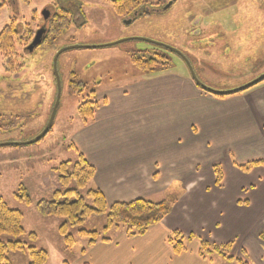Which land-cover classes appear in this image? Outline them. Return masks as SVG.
Wrapping results in <instances>:
<instances>
[{
  "label": "rangeland",
  "instance_id": "obj_1",
  "mask_svg": "<svg viewBox=\"0 0 264 264\" xmlns=\"http://www.w3.org/2000/svg\"><path fill=\"white\" fill-rule=\"evenodd\" d=\"M152 1L166 5L172 0ZM210 4L206 0H175L163 12L152 13L130 23L113 13L107 0H7V4L0 8V30L12 17L21 24L33 22V28L37 24L45 30L49 18L67 7L74 9L80 6L86 20L82 27L71 25L54 43L31 48L17 46L19 62L24 64V71L18 78L11 77V73L3 69L0 56V144L29 141L43 130L55 102V72L58 75L60 97L50 131L36 142L0 146V196L9 207L22 211V225L26 232L33 230L37 234L38 246L47 250L49 241L56 250L61 247V254L71 259L88 241L87 237L78 236L77 230L84 228L102 232L106 224L105 214L87 217L81 225L69 228L75 244L62 250L64 242L58 232L57 221L53 218L51 221L41 220L35 202L51 196L52 190L58 187L56 169L65 160L75 161L80 152L74 135L92 121L90 119L84 124L78 117V104L83 96L95 89L96 99L100 100L106 90L135 82L132 77L136 68L130 62V53L152 49L154 45L133 38L141 37L177 47L190 60L197 78L214 90L237 88L264 72V0H228L224 6L216 4L214 8ZM191 15L199 16L201 22L195 26L190 24ZM20 27L18 24V29ZM122 39L126 40L110 46L64 50L56 59L54 72L53 58L60 49L73 45H103ZM156 47L169 54L172 64L170 69L157 72L161 80L158 82V96H163L170 92L172 77L181 71L187 72V67L177 55ZM71 73L86 84L82 95L69 91ZM9 122L12 129L6 124ZM180 139L183 141L186 137L180 133ZM163 168L165 171L160 175L158 191L162 188L166 195L158 194V201L173 199L176 202L186 188L183 176L195 168L204 169L206 166L166 165ZM170 178L171 182L168 181ZM20 184L31 198L29 205L14 197ZM89 187L90 183L84 191ZM86 201L90 203L89 199ZM56 219L63 220L60 217ZM120 229L122 231L123 227ZM107 233L110 238L118 236L114 230ZM15 253L19 256L8 255H11L12 264L28 263L26 253L27 259L23 258V252ZM222 264H231V261L223 260Z\"/></svg>",
  "mask_w": 264,
  "mask_h": 264
},
{
  "label": "crops",
  "instance_id": "obj_2",
  "mask_svg": "<svg viewBox=\"0 0 264 264\" xmlns=\"http://www.w3.org/2000/svg\"><path fill=\"white\" fill-rule=\"evenodd\" d=\"M181 72L172 77L170 92L163 96H158V73L142 76L137 70L134 83L106 90L97 99L91 123L74 135L75 145L95 169L90 188H98L108 205L135 198L157 202L164 192L158 191V181L166 165L206 168L183 176L185 191L168 215L145 234L130 237L125 229H112L117 237L92 246L84 242L71 259L47 241L49 264H222L226 260L215 255L201 258L198 238L216 244L233 242L230 256L246 264H264V242L259 238L264 228V165L248 172L237 167L253 160L264 162V82L220 99L202 91L188 72ZM180 133L186 140L180 139ZM214 165L222 171L220 185L215 183ZM52 218L61 223L55 216L41 220ZM174 230L195 236L180 254L167 241ZM36 240L33 245L43 248ZM66 249L64 245L62 250Z\"/></svg>",
  "mask_w": 264,
  "mask_h": 264
},
{
  "label": "trees",
  "instance_id": "obj_3",
  "mask_svg": "<svg viewBox=\"0 0 264 264\" xmlns=\"http://www.w3.org/2000/svg\"><path fill=\"white\" fill-rule=\"evenodd\" d=\"M116 16L126 20L134 21L137 18L147 17L152 14L153 8H159L164 4L153 2L152 0H107ZM7 4V0H0V8ZM34 20V18H33ZM32 20V21H33ZM85 15L81 7L74 9L63 8L60 13H56L49 18L47 27L43 35V43H37L40 47L44 42H56L68 28L72 26H83ZM31 23H20L16 17H12L0 30V56L5 63L7 72H16L24 66L20 63V54L17 46L27 48L34 40L35 30ZM18 24L21 27L18 29ZM156 46L151 50L132 51L130 62L138 72L145 75H152L164 72L171 68L172 64L168 53H164ZM68 82V89L73 94L82 95L86 91V84L75 78L71 73ZM74 77V78H73ZM223 97V96H217ZM98 101L95 89L87 92L78 104V117L86 124L93 118ZM50 131V130H49ZM74 148V147H73ZM76 149V148H75ZM264 165L261 160L249 161L237 167L243 172L250 171L255 166ZM214 179L217 185L222 181V171L214 165ZM58 187L52 190L49 198H40L35 202L36 211L44 217L55 216L63 218L58 226V232L63 238L66 248H71L75 244L74 236L69 233V228L81 225L87 217L106 215V224L102 232L97 230H86L79 228L77 234L80 237H87V246H92L97 242H110L107 232L112 229L123 227L128 236H141L147 230L158 224L170 212L175 200L150 201L145 198H135L130 201L113 202L108 205L104 195L98 188H84L93 178L95 169L87 162L82 153H78L75 161L65 160L56 169ZM18 191L14 193L17 201L29 205L31 198L26 188L20 184ZM84 191V192H83ZM90 200V203L86 201ZM23 213L17 208H11L0 196V264H12L10 253L21 251L28 255L27 264H49L48 251L34 246L33 243L37 234L33 231L26 232L22 225ZM11 236L13 238H5ZM25 236L26 240L21 238ZM193 234L183 235L174 230L167 241L175 254H180L187 250V244L193 240ZM259 238L264 242V228L259 233ZM233 242L216 244L198 238V255L207 259L215 255L226 260H233L236 264H246L242 259L230 256ZM85 249L82 250L84 252Z\"/></svg>",
  "mask_w": 264,
  "mask_h": 264
},
{
  "label": "water",
  "instance_id": "obj_4",
  "mask_svg": "<svg viewBox=\"0 0 264 264\" xmlns=\"http://www.w3.org/2000/svg\"><path fill=\"white\" fill-rule=\"evenodd\" d=\"M174 0L170 1L169 3H167L163 9H168L172 3H173ZM38 36H39V33L36 35V37L34 38V40L32 41L31 43V47L33 46H36V44L38 43ZM133 39H138V40H143L145 42H148V43H151V44H154L158 47H163L167 50H169L171 53H173L174 55H177L178 57H180L186 67H187V72L190 76V78L192 79V81L203 91L209 93L210 95H213V96H229V95H233V94H237V93H240V92H243L249 88H251L252 86H255L257 84H259L260 82H262L264 80V72H262L261 74H259L257 77H255L254 79H252L251 81L247 82L246 84L242 85V86H239L237 88H233V89H228V90H222V91H218V90H214V89H211L209 87H207L206 85H204L198 78L197 76L195 75L194 71H193V68H192V65L190 63V60L188 59V57L182 52L180 51L177 47H172V46H169V45H166V44H163V43H160V42H156V41H152V40H148V39H145V38H141V37H137V38H133ZM123 40H126V39H122V40H119V41H115V42H111V43H107V44H103V45H90V46H81V45H73V46H69V47H65L63 49H60L55 55H54V58H53V68H54V72H55V67H56V59L58 57V55L64 51V50H67L69 48H81V47H85V48H96V47H102V46H110V45H114V44H117ZM55 77H56V84H57V88H56V96H55V102L53 104V107H52V111H51V114H50V117L45 125V127L43 128V130L33 139L29 140V141H25V142H7V143H3V144H0V146H3V145H13V144H25V143H28V142H36V141H39L50 129H51V125H52V122H53V118H54V114L56 112V107H57V104H58V101H59V97H60V86H59V83H58V75L56 74L55 72Z\"/></svg>",
  "mask_w": 264,
  "mask_h": 264
},
{
  "label": "flooded vegetation",
  "instance_id": "obj_5",
  "mask_svg": "<svg viewBox=\"0 0 264 264\" xmlns=\"http://www.w3.org/2000/svg\"><path fill=\"white\" fill-rule=\"evenodd\" d=\"M206 1H208V2H211V4H210V6L212 7V8H214V7H216V4L217 5H219V7H221V6H224L223 4H225V2L226 1H228V0H206ZM175 2V0L173 1V3ZM172 3V4H173ZM164 6L165 5H163V6H161V7H159V8H153L152 9V13H156V14H158V13H161V12H163L165 9H163L164 8ZM172 6V5H171ZM170 6V7H171ZM150 16V15H149ZM191 16H193V15H191ZM196 16V15H195ZM195 16H193V17H191V22H190V24H192V25H197L199 22H201V20H200V18H199V16H197L196 18H195ZM148 17V16H147ZM190 19V18H189ZM124 20H126V19H124ZM136 20V19H135ZM134 20V21H135ZM127 22H133V21H131L130 19H128V20H126ZM46 30V29H45ZM45 30L44 29H40L38 26H37V28H36V30H35V34H34V38L36 37V35L39 33V36H38V43H43V35H44V33H45ZM195 31V29L192 31V32H194ZM33 38V39H34ZM44 43H46V44H48V43H51V42H44ZM154 45V44H153ZM156 45H154V47H155ZM29 48H31V45L30 46H28ZM34 47V46H33ZM35 47H37V46H35ZM154 47H152V49L154 48ZM146 50H151V49H146ZM2 67H3V69L6 71V67H5V63L3 62L2 63ZM24 67V66H23ZM20 68L18 71H16V72H10L11 73V77H14V78H18V77H20L21 75H22V73H23V71H24V68ZM55 79H56V77H55ZM6 124H8V126H10L9 128L10 129H12V127H13V125L9 122V123H6ZM0 128H1V125H0Z\"/></svg>",
  "mask_w": 264,
  "mask_h": 264
}]
</instances>
